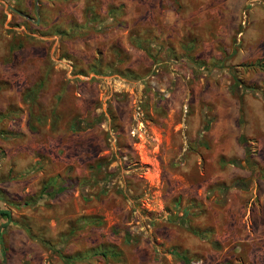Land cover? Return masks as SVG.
<instances>
[{"label":"rangeland","instance_id":"obj_1","mask_svg":"<svg viewBox=\"0 0 264 264\" xmlns=\"http://www.w3.org/2000/svg\"><path fill=\"white\" fill-rule=\"evenodd\" d=\"M0 211V264H264V0H0Z\"/></svg>","mask_w":264,"mask_h":264},{"label":"trees","instance_id":"obj_2","mask_svg":"<svg viewBox=\"0 0 264 264\" xmlns=\"http://www.w3.org/2000/svg\"><path fill=\"white\" fill-rule=\"evenodd\" d=\"M231 164H234V161H231L230 162ZM236 164V163H235ZM101 166L100 165H98V168H100ZM229 187H231V188H238V189H245L246 188V184H245V181H242V180H240V181H238V182H234V183H232V184H230L229 186H219V189H221L222 191H223V193L229 188ZM49 190H47V188H43V190L39 193V196H38V198L39 199H41L42 197H43V195H48L49 194V192H48ZM62 191H64V188L63 187H59V188H57L55 191H54V194H58V193H61ZM0 217L1 218H3L4 220H5V223H2L1 225H0V244L2 243V235H3V233H4V231H5V229H6V222H8L9 221V214H8V212H6V211H0ZM193 234L194 235H196V236H199V235H197V233L194 231L193 232ZM182 263H185L184 261V257L182 256V255H180V254H176L175 255ZM62 260H63V263H67L68 262V258H63L62 257Z\"/></svg>","mask_w":264,"mask_h":264}]
</instances>
